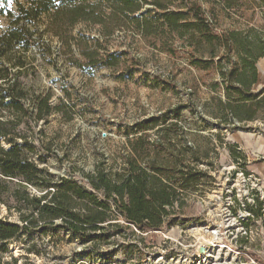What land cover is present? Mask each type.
<instances>
[{
    "label": "trees",
    "instance_id": "1",
    "mask_svg": "<svg viewBox=\"0 0 264 264\" xmlns=\"http://www.w3.org/2000/svg\"><path fill=\"white\" fill-rule=\"evenodd\" d=\"M254 4L264 9V0L19 3V15L14 22L18 26L0 36L1 57L12 51L13 45H21L22 55L12 67L0 68V203L11 201L8 210L19 214L21 224L0 219V251L6 252L9 242L39 230H67L83 242L97 245L100 236L107 241L125 228L119 218L124 219L127 229L141 234H154L173 225L176 205L182 210L186 198L212 179L210 152H217V144L223 146V132L219 128V143L205 148L196 143L198 135L193 130L209 127L203 115L226 128L236 122L264 119V91L253 90L258 82L257 63L264 57V23L258 27L221 29L219 33L222 25L216 11L219 7L246 12L256 10ZM79 25L96 29V36H72V30ZM44 34L58 38L60 47H56V52L70 56L78 67L117 70L130 61L128 52H110L106 44L112 38L139 37L174 63L184 60L199 72L209 94L207 104L201 111L180 103L169 111L173 115L167 113L162 118L143 121L128 139L122 163L114 173L99 169L85 175L81 182L54 177L36 162V140L27 131L63 109L51 105V93L29 91L20 79L26 64L24 53L31 51L32 45L38 52L42 48L52 49L51 42L43 40ZM131 68L127 71L131 72ZM178 73L174 66L170 74ZM194 82L199 84L197 78ZM184 110H189L190 115L197 112L201 122L190 125L182 114ZM155 129L152 138L149 131ZM204 163L209 169L199 168ZM32 189L38 193H32ZM255 201L256 210L254 206L247 207L260 218L264 205L258 195Z\"/></svg>",
    "mask_w": 264,
    "mask_h": 264
},
{
    "label": "rangeland",
    "instance_id": "2",
    "mask_svg": "<svg viewBox=\"0 0 264 264\" xmlns=\"http://www.w3.org/2000/svg\"><path fill=\"white\" fill-rule=\"evenodd\" d=\"M24 1L0 0V36L18 26L14 24L19 15L18 4ZM254 8L256 10L238 13L218 7L216 11L222 25L218 32L262 25L264 9L258 4H254ZM80 33L94 37L97 31L79 25L71 34ZM43 40L50 41L52 49L42 48L38 52L32 45V50L24 53L26 64L20 79L29 91L51 93V105L63 109L27 131L28 136L34 135L36 140V162L54 177L81 182L85 175L99 169L105 173L118 171L128 139L143 121L162 118L167 113L173 115L169 111L180 103L188 109L191 106L202 109L209 99L199 72L184 60L174 63L139 37L112 38L106 44L110 52H128L130 61L122 65L121 70L104 66L78 67L70 56L56 52V47H60L58 38L44 34ZM21 57V45H13L5 57L0 56V68L12 67ZM174 66L179 71L176 76L170 74ZM130 68L131 72L127 71ZM257 69L255 93L264 91V57L258 61ZM188 111L182 114L190 125L201 122L197 112L190 115ZM203 117L209 127L193 130L198 135L196 143L201 148L219 143V128L223 132V146L217 144V152H210L212 179L200 187L199 192L186 198L182 210L176 205V214L172 215L174 222L169 228L141 234L133 228L127 229L124 219L119 218L125 228L107 241L100 236L97 245L85 243L67 230L33 231L9 242L7 251H0V264H177L179 258L195 254L203 236L214 235L211 232L218 228L223 230L227 225L239 224L253 228L254 233L243 241L249 253L264 258V213L257 218L247 207L257 209V195L264 205V119L236 122L226 128L218 126L217 120L205 114ZM157 129L149 131L152 138ZM199 168L207 170L209 166L204 163ZM31 192L38 193L36 189ZM8 205L12 202L0 203V219L21 224L19 214L9 211Z\"/></svg>",
    "mask_w": 264,
    "mask_h": 264
},
{
    "label": "built area",
    "instance_id": "3",
    "mask_svg": "<svg viewBox=\"0 0 264 264\" xmlns=\"http://www.w3.org/2000/svg\"><path fill=\"white\" fill-rule=\"evenodd\" d=\"M250 216V215H249ZM245 224V223H244ZM249 226V225H248ZM239 224L217 229L218 237L211 243L197 245L196 252L189 258H179L177 264H264V258L249 253L243 241L253 234V228ZM240 238V240H238ZM203 249V252L200 250ZM190 259V260H189Z\"/></svg>",
    "mask_w": 264,
    "mask_h": 264
},
{
    "label": "bare ground",
    "instance_id": "4",
    "mask_svg": "<svg viewBox=\"0 0 264 264\" xmlns=\"http://www.w3.org/2000/svg\"><path fill=\"white\" fill-rule=\"evenodd\" d=\"M218 232H214L212 234L214 235H206V236H203V241H201V243H211L214 241V239H216L218 237ZM208 236H209V239H208Z\"/></svg>",
    "mask_w": 264,
    "mask_h": 264
},
{
    "label": "water",
    "instance_id": "5",
    "mask_svg": "<svg viewBox=\"0 0 264 264\" xmlns=\"http://www.w3.org/2000/svg\"><path fill=\"white\" fill-rule=\"evenodd\" d=\"M200 252H203V249H201Z\"/></svg>",
    "mask_w": 264,
    "mask_h": 264
}]
</instances>
